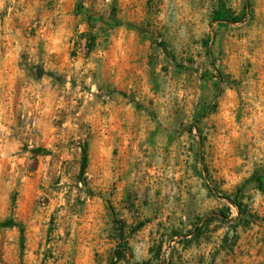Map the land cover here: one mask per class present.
<instances>
[{
	"label": "rangeland",
	"instance_id": "rangeland-1",
	"mask_svg": "<svg viewBox=\"0 0 264 264\" xmlns=\"http://www.w3.org/2000/svg\"><path fill=\"white\" fill-rule=\"evenodd\" d=\"M256 178L264 0H0V264H264Z\"/></svg>",
	"mask_w": 264,
	"mask_h": 264
},
{
	"label": "trees",
	"instance_id": "trees-1",
	"mask_svg": "<svg viewBox=\"0 0 264 264\" xmlns=\"http://www.w3.org/2000/svg\"><path fill=\"white\" fill-rule=\"evenodd\" d=\"M216 17H214L215 19ZM85 165V154H84V146L80 150V159H79V166H78V175H82L83 169ZM255 187H260L259 191L264 193V186L260 184L259 178H256L254 181ZM232 205L237 209V206L232 203Z\"/></svg>",
	"mask_w": 264,
	"mask_h": 264
}]
</instances>
